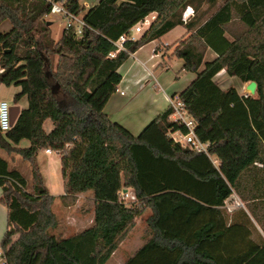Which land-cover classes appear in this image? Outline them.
<instances>
[{
  "label": "trees",
  "instance_id": "obj_1",
  "mask_svg": "<svg viewBox=\"0 0 264 264\" xmlns=\"http://www.w3.org/2000/svg\"><path fill=\"white\" fill-rule=\"evenodd\" d=\"M52 1L84 21L80 34L73 20L58 38L51 35L46 15ZM186 8L191 13L184 18ZM150 12L156 14L149 25L117 49L116 39ZM4 20L9 27L0 29V84L19 86L12 102L25 97L27 103L9 129H0V148L19 155L30 174L29 180L0 155L6 264H105L145 210L151 235L143 247L173 252L168 264H264V240L242 256L220 255L215 248L223 247L224 231L204 215L220 211L232 192L255 219L264 203V0H98L89 6L0 0ZM177 24L186 31L171 55L195 76L176 96L194 119L196 136L208 142L207 152L168 134L187 131L171 117V105L137 134L104 111L121 78L118 66ZM208 48L215 56L204 60ZM221 69L242 82L254 80L255 92L220 86L214 76ZM47 118L49 131L43 128ZM22 139L29 143L20 145ZM44 147L60 157L62 203L72 205L84 191L94 201L93 222L69 235L51 231L56 195L37 163ZM123 188L135 198L122 199Z\"/></svg>",
  "mask_w": 264,
  "mask_h": 264
},
{
  "label": "rangeland",
  "instance_id": "obj_2",
  "mask_svg": "<svg viewBox=\"0 0 264 264\" xmlns=\"http://www.w3.org/2000/svg\"><path fill=\"white\" fill-rule=\"evenodd\" d=\"M80 1L83 2V0ZM220 2L221 0H218V4ZM189 12L190 8H187L184 13ZM46 18L50 20L51 35L54 38H58L62 29L67 24L66 15L62 12H50L46 15ZM8 27L9 22L7 20L0 23V29H7ZM184 31V26L178 24L159 37L164 54L171 55V52L168 53V51L170 49L172 50L175 42L174 40L181 36ZM134 33L133 31V34ZM213 55V50L208 48L204 60L212 58ZM181 64L182 59L174 56L171 58L170 67L167 69L168 75L175 81V86L183 84L186 75L193 73L192 71L180 69ZM214 77L215 81L220 86L226 87L234 85L239 92L249 93L248 89L245 87L247 82H242L235 75H229L224 70H221V72H217ZM12 90H19V87L15 84H2L0 87V97L11 102L10 93ZM22 99V102L26 104V98L23 97ZM21 143L23 145L28 143V141L27 139H23ZM43 155V151H39L40 161L43 165L46 160H50V157L53 159L49 169L44 167L45 180L50 184V192L56 195L52 203V209L57 218V225L51 231L61 236L72 234L83 228L86 224V214H88L86 212L90 211L92 207L90 197L87 196V194H83L75 203L70 206H65L58 198V195L63 192V185L59 163H56L55 160L57 154L53 151L51 154L46 156ZM21 168L25 171L26 177L30 180L29 170L27 171V169H29L27 162L22 163ZM228 207L232 208V210L229 211ZM236 209L247 210L251 220L246 221L240 210L235 213ZM148 214L149 210H145L136 218L134 225L128 230L127 234L105 264H168L171 261L174 256L173 252L164 249L143 247L144 243L151 235L146 223ZM257 214L259 219H255L253 214L248 211L246 201L236 192H232L225 199L224 205L220 211L204 214L214 222L215 226L220 227L224 231V237L220 241L223 247H220V245L216 246L215 250L220 253V255L231 253L233 256L239 257L246 254L260 240H264V203L259 207ZM202 216L200 218H202Z\"/></svg>",
  "mask_w": 264,
  "mask_h": 264
},
{
  "label": "crops",
  "instance_id": "obj_3",
  "mask_svg": "<svg viewBox=\"0 0 264 264\" xmlns=\"http://www.w3.org/2000/svg\"><path fill=\"white\" fill-rule=\"evenodd\" d=\"M97 1L98 0H83L82 3L85 6H89L96 3ZM155 14V12H150L148 16L152 17V15ZM185 31L181 34V36L184 35ZM139 35L140 32L134 33V37H138ZM159 40L160 39L158 37L145 42L136 50L130 52L128 57L118 66L117 70L121 75L120 81L118 83L117 89L112 92L104 106V111L112 120L118 121L119 123L127 127L133 134H137L145 126V124H147L158 113L166 108L169 105L168 97L176 96V93L184 88L195 76L194 72L192 74L186 75L184 83L180 86H175L174 79H172L167 72V69L170 67V60L174 56L166 55L163 53L161 42ZM170 52L171 49L168 51V53ZM214 56L215 53L213 57ZM221 70L219 72H221ZM137 79H140L141 83L136 82ZM1 85L2 84H0V87ZM123 88H125V93L121 94L119 91ZM14 92L15 91L12 90V92L10 93V103H13L12 95ZM0 99L3 98L0 97ZM22 101L23 99H20L15 104L19 105V108H21L22 106L26 105ZM52 125L53 123L49 118L45 119L43 122V128L46 131H49L52 128ZM22 140L19 143L20 145H22ZM28 143L23 144V146L27 145ZM41 150L43 151V156H46L53 152V150L47 151L46 147L41 148L39 151ZM39 151L37 153V163L42 172L44 182L50 191V184L45 180L44 167L46 169H49L51 167V161L53 159L50 157V160H46L43 165L40 161ZM55 153L57 154L55 159L56 163H59L60 167L59 154L57 152ZM0 155L7 158L11 164L17 166L25 174V171L21 168V164L25 161H23L19 157V155L9 154L2 148H0ZM28 170L29 169H27V171ZM126 189L132 190L131 188ZM83 194H87V196L90 197V201L92 203L90 211L86 212L88 214H86V224L83 227L85 228L93 222L94 201L89 191L80 192L77 196V200ZM238 210L239 209H236L235 213H237ZM6 226L7 208L0 202V239L6 229Z\"/></svg>",
  "mask_w": 264,
  "mask_h": 264
},
{
  "label": "built area",
  "instance_id": "obj_4",
  "mask_svg": "<svg viewBox=\"0 0 264 264\" xmlns=\"http://www.w3.org/2000/svg\"><path fill=\"white\" fill-rule=\"evenodd\" d=\"M50 12H62L64 15H66L67 24L71 23L73 20L76 21L77 22L76 33L77 34L81 33L82 26L85 24L84 21L74 13L68 11L61 3L52 1L50 6ZM190 13H191V8L189 13H183V17L186 18ZM154 16L155 15L149 17L148 14L143 16L133 25L130 34L120 35L115 41V44L117 45V49L123 47V41L125 39L134 37L133 31L142 32L145 29V27L149 25V23L154 18ZM136 82H140V79H137ZM119 92L121 94H124L125 88L121 89ZM168 102L169 105H171L173 108L171 117L176 121H178L179 123H183L187 127L186 132L176 129V130H169L168 134L172 137L173 140L178 141L182 144H187L192 149H195L197 151L207 152L208 142L202 141L196 136L194 132V126H195L194 119L189 115L184 102L181 99H179L177 96L168 97ZM10 104L11 103L6 99H0V129H2L3 131L9 129L12 125ZM46 150L50 151L51 149L49 147H46ZM121 197L125 201H130V199L135 198L133 191L127 189L122 190ZM228 210L231 211L232 208L228 207ZM0 264H6L5 257L1 251H0Z\"/></svg>",
  "mask_w": 264,
  "mask_h": 264
},
{
  "label": "water",
  "instance_id": "obj_5",
  "mask_svg": "<svg viewBox=\"0 0 264 264\" xmlns=\"http://www.w3.org/2000/svg\"><path fill=\"white\" fill-rule=\"evenodd\" d=\"M47 23H50V20H47ZM255 86H256V82L254 80L248 81L245 85L246 89H248L250 94L255 92ZM19 109H20L19 105L15 104V103L10 104L11 122L12 123H13ZM123 190H126V188H123Z\"/></svg>",
  "mask_w": 264,
  "mask_h": 264
}]
</instances>
